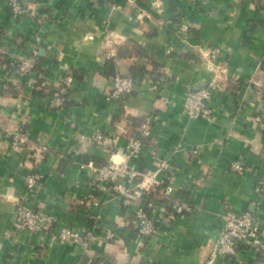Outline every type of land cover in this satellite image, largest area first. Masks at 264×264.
Masks as SVG:
<instances>
[{"label": "crops", "instance_id": "obj_1", "mask_svg": "<svg viewBox=\"0 0 264 264\" xmlns=\"http://www.w3.org/2000/svg\"><path fill=\"white\" fill-rule=\"evenodd\" d=\"M12 1L0 0V264H204L230 211L254 214L264 229V199L255 193L264 180V0H18L25 13L17 20ZM185 20L193 28L187 39L179 34ZM217 47L224 52L213 61ZM32 55L39 65L29 76L3 68ZM134 71L159 90L107 100L112 77ZM68 74L75 80L69 102L54 110L50 101L66 93ZM212 82V121L188 117L187 91ZM20 130L30 142L14 152L7 133ZM99 133L104 144L95 141ZM141 137L145 148L134 163L152 173L169 159L158 178L190 206L172 217L152 196L165 231L144 240L135 212L148 199L100 188L79 167L125 160L127 143ZM40 143L52 152L37 155ZM236 161L243 172L232 169ZM34 173L46 180L31 192L26 181ZM25 196L58 224H98V235L109 228L117 238L98 237L84 250L50 237L39 247L17 225ZM240 250L218 264H264V240Z\"/></svg>", "mask_w": 264, "mask_h": 264}, {"label": "built area", "instance_id": "obj_2", "mask_svg": "<svg viewBox=\"0 0 264 264\" xmlns=\"http://www.w3.org/2000/svg\"><path fill=\"white\" fill-rule=\"evenodd\" d=\"M191 3H197L201 0H189ZM11 16L17 20L25 13L23 3L18 0H13L10 3ZM193 30L192 25L187 20L182 21L179 29V34L186 38ZM174 51L173 46H168L167 54ZM224 52L222 47L213 48L209 51V57L213 61H217ZM39 65V58L32 55L23 58L20 61L6 62L3 68L8 74H14L21 77L29 76ZM221 77V76H220ZM74 77L72 74L62 78V84L66 93L56 94L50 101V107L60 111L66 108L69 102L68 94L74 85ZM216 82H212L208 87L201 89H189L184 96L183 108L187 116L190 118H202L207 121H212L215 113V107L212 105L213 88ZM157 91L159 84L151 81L144 82L137 77L131 75L115 74L112 77L110 93L107 95V100H121L126 96H131L134 93L142 90ZM65 95V96H64ZM10 137L11 148L14 152H22L30 142L27 132L14 131L8 132ZM145 137L150 136L149 131H144ZM95 141L98 144H104L106 137L103 134H96ZM145 145L142 137L135 138L127 143L125 149V160H111L103 166H96L93 163H79L81 169L87 170L93 182L100 188L110 186L118 196L141 202L147 195L151 194L158 187H162L159 195L160 204L166 208L172 203L173 211L179 215L190 210L187 202L177 200L173 197L174 188L171 185H165L159 180L158 176L162 170H166L170 166L169 159H163L158 169L155 172H145L138 168L134 163L138 160L144 151ZM37 155L49 154L52 150L45 144H39ZM63 157V155H61ZM232 169L235 172H243L244 167L240 161L232 164ZM46 178L40 173H34L28 176L26 181V189L29 191L38 190L44 184ZM166 183V182H165ZM256 195L264 199V180H260L255 187ZM171 202V203H170ZM160 205L148 200L146 205H137L135 212L137 224V236L140 239H146L156 234L165 231L164 221L165 216L159 210ZM161 208L164 210V208ZM154 209V212H149V209ZM173 217V214H172ZM16 221L20 232L27 233L35 240L37 246L42 247L47 240L52 237L62 243L71 242L81 245L84 250H88L90 244L96 238H104L107 241H114L117 238L116 233L109 228H105L103 233L98 235L100 226L94 224L91 228H73L58 224L59 221L55 216L42 210L41 207H36L30 204L28 198L22 197L16 209ZM264 240V229L257 217L250 212L235 213L230 211L226 215L225 227L218 233L215 241L212 244L211 252L204 264H218V262H228L239 258L241 253L240 244L252 246L259 244ZM88 264H96L90 261Z\"/></svg>", "mask_w": 264, "mask_h": 264}, {"label": "trees", "instance_id": "obj_3", "mask_svg": "<svg viewBox=\"0 0 264 264\" xmlns=\"http://www.w3.org/2000/svg\"><path fill=\"white\" fill-rule=\"evenodd\" d=\"M262 0H260V4L259 5H261L262 4V2H261ZM114 72V69H112V68H110V70H109V72H107V74H112ZM131 76H133V77H136V74H135V71H134V74H130ZM65 96V95H64ZM67 106V105H66ZM161 189H162V187H158V188H156V190L155 191H153L151 194H149V195H147L146 196V199H148V200H151V197L152 196H158V195H160V193H161ZM178 197L176 196V199H177ZM171 203V202H170ZM149 211V210H148ZM169 211L173 214V216H179V214H177V213H175L174 211H173V207H172V203L170 204V206H169ZM241 247H251V246H247V245H243V244H240V247L239 248H241Z\"/></svg>", "mask_w": 264, "mask_h": 264}]
</instances>
